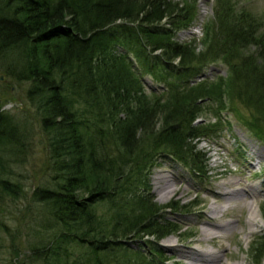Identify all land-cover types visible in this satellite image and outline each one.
<instances>
[{
	"label": "trees",
	"instance_id": "trees-1",
	"mask_svg": "<svg viewBox=\"0 0 264 264\" xmlns=\"http://www.w3.org/2000/svg\"><path fill=\"white\" fill-rule=\"evenodd\" d=\"M221 2L200 39L178 42L193 6L171 0H0L2 68L28 83L47 143L48 175L25 196L35 264H164L159 242L178 229L148 176L163 155L204 173L203 107L253 109L245 128L264 143V29ZM218 62L224 74L192 81ZM144 75L160 88L147 92ZM25 137L0 105V245L19 234L3 212L23 196L13 177Z\"/></svg>",
	"mask_w": 264,
	"mask_h": 264
},
{
	"label": "rangeland",
	"instance_id": "rangeland-1",
	"mask_svg": "<svg viewBox=\"0 0 264 264\" xmlns=\"http://www.w3.org/2000/svg\"><path fill=\"white\" fill-rule=\"evenodd\" d=\"M171 1L183 4L185 8L193 6V18L187 28L178 30L175 36L178 42H188L193 39L197 41L202 37L205 25L214 21L213 16L218 3H222L223 0ZM227 1L251 14L260 21L261 29H264V0ZM198 49H201L200 45ZM2 67L0 58L1 109L19 121L26 137L13 177L20 182L23 196L14 202H7L3 212L4 223L6 222L13 232L19 228V234L14 239L4 234L6 240L0 245V264H35L29 257L31 255L27 249L26 240L29 233L26 231L25 223L29 221L33 212L31 208H27L29 201L25 196L29 197L33 188L48 175L47 143L40 129L39 115L26 98L28 83L17 82L8 77ZM225 69L220 62L205 65L192 81L224 74ZM144 83L147 92L157 91L161 86L148 75H144ZM212 106L215 107L210 105V108ZM203 108L204 113L197 119L196 124L213 126L211 131L195 141L197 151L203 154L201 163L204 166V173L198 175L189 166L171 156L163 155L148 176V192L152 201L161 208L165 219L175 223L178 229L159 242L166 259L164 264H185L186 260L180 256L179 251H195L204 256L203 250H211L220 255L223 264H264V143L250 135L245 128L246 122L253 124L254 119L258 120V114H254L253 109L239 102H234L232 112L213 114L206 110V106ZM158 177L170 180L172 188L176 189L171 196L162 197V191H158L155 184ZM228 180L236 183L224 185ZM248 188L255 192L254 197L246 196L245 191ZM223 190L230 193L231 200L227 205L229 208L227 214L218 222L221 224L229 222L232 229L223 233L225 235L223 239L211 245L202 240L201 229L204 221L211 215L210 205L214 201L224 204L222 199L215 198L212 191ZM249 202L255 204L258 216L256 224L251 227L252 231L246 235L245 232L249 230L245 223L249 216ZM127 242L133 249L140 244L133 238Z\"/></svg>",
	"mask_w": 264,
	"mask_h": 264
},
{
	"label": "bare ground",
	"instance_id": "bare-ground-1",
	"mask_svg": "<svg viewBox=\"0 0 264 264\" xmlns=\"http://www.w3.org/2000/svg\"><path fill=\"white\" fill-rule=\"evenodd\" d=\"M236 182L233 180H228V182L224 183L229 185H234ZM158 191H162V197L166 198L168 196H171V194L176 190L175 188H172V184L169 179H166V177H158L156 178V183ZM213 195H215L216 199L223 200L224 204H220L217 201H214L210 205V213L211 215L208 216V219L204 221L203 227L201 229L202 234V240L209 242L211 245H215L217 242H219L221 239L225 237L223 234L226 231H230L232 229V226L229 222L225 223H219L218 220L222 217H225V215L228 212V202L231 200L230 193L227 190L223 191H215L213 192ZM246 196L254 197L255 192L248 188L247 191H245ZM249 216L246 220V225L248 227V231H246V235H248L252 228L256 223V217L257 209L255 207V204L253 202H249V210H248ZM251 228V229H250ZM173 244H168V246H171ZM182 258H184L185 264H194V263H201L205 262L207 264H223V259L220 255H217V253L211 251V250H203L202 256L200 253L195 251H188L178 252ZM198 255V256H197Z\"/></svg>",
	"mask_w": 264,
	"mask_h": 264
}]
</instances>
